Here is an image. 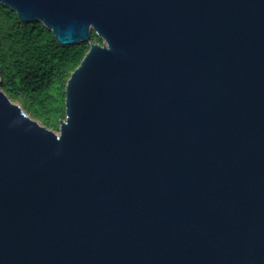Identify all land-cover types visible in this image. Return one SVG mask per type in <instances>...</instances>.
<instances>
[{"label": "water", "instance_id": "1", "mask_svg": "<svg viewBox=\"0 0 264 264\" xmlns=\"http://www.w3.org/2000/svg\"><path fill=\"white\" fill-rule=\"evenodd\" d=\"M0 4L102 41L57 132L0 80V264H264V0Z\"/></svg>", "mask_w": 264, "mask_h": 264}, {"label": "trees", "instance_id": "2", "mask_svg": "<svg viewBox=\"0 0 264 264\" xmlns=\"http://www.w3.org/2000/svg\"><path fill=\"white\" fill-rule=\"evenodd\" d=\"M90 44H102L94 32L89 43L61 46L41 23L20 22L0 4L1 90L30 118L57 132L65 118L66 82Z\"/></svg>", "mask_w": 264, "mask_h": 264}, {"label": "rangeland", "instance_id": "3", "mask_svg": "<svg viewBox=\"0 0 264 264\" xmlns=\"http://www.w3.org/2000/svg\"><path fill=\"white\" fill-rule=\"evenodd\" d=\"M14 103H16V102H14ZM16 104H18V103H16ZM19 105V104H18Z\"/></svg>", "mask_w": 264, "mask_h": 264}]
</instances>
